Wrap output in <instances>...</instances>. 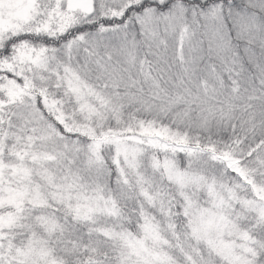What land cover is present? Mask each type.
<instances>
[{"label":"snow or ice","instance_id":"obj_1","mask_svg":"<svg viewBox=\"0 0 264 264\" xmlns=\"http://www.w3.org/2000/svg\"><path fill=\"white\" fill-rule=\"evenodd\" d=\"M0 264H264V0H0Z\"/></svg>","mask_w":264,"mask_h":264}]
</instances>
